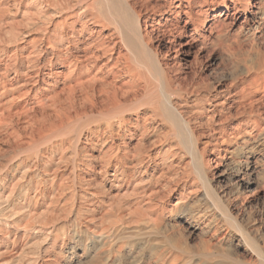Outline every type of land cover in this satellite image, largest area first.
I'll use <instances>...</instances> for the list:
<instances>
[{
  "label": "bare ground",
  "instance_id": "6f19581e",
  "mask_svg": "<svg viewBox=\"0 0 264 264\" xmlns=\"http://www.w3.org/2000/svg\"><path fill=\"white\" fill-rule=\"evenodd\" d=\"M263 153L264 0H0V264H264Z\"/></svg>",
  "mask_w": 264,
  "mask_h": 264
},
{
  "label": "rangeland",
  "instance_id": "374dc122",
  "mask_svg": "<svg viewBox=\"0 0 264 264\" xmlns=\"http://www.w3.org/2000/svg\"><path fill=\"white\" fill-rule=\"evenodd\" d=\"M243 17H244V15L240 19L241 20V21H239L240 23L238 22V26H240V24L243 23ZM243 30H245V29H243ZM244 36H245V33L243 34V39H245ZM261 40L263 41V39H261ZM249 41H250L249 39L243 40L244 45H249ZM256 159L255 158L252 159V164L254 166L256 165L255 168L258 171V173L261 174V172H262V174H263L264 173V171H263L264 168H262L263 167L262 166V163L264 162V153L262 155H259L258 157H256ZM255 160L257 162H255ZM262 174H261L262 178L260 177V179H259V176L257 174V177H258L259 182L261 180V185H263L262 184L263 183L262 181H264V177H263L264 175H262ZM165 190H163V193L166 192ZM262 190L259 193H256L253 196L249 195L246 198L245 203H246L247 210H252L254 216H256L258 218L261 217V218L264 219V189H262ZM167 200L168 199H166L165 203L168 204V201ZM15 201H17L16 203L19 204L20 201L21 202L23 201V197L21 196L19 198H16ZM168 215H170V214H168ZM166 219H167V222H166V225L164 226V230L167 233L169 232V234H172V235H174V234L176 235L177 234L176 237L179 236V235L181 236V234H183V236L185 235V237L189 236L191 238L190 241H191V243L193 245H198L201 242L202 238L205 237V232L206 231L204 232V229L207 230L206 229L207 227H206L205 223L203 222V219H195L191 215H188V214L184 215L182 218H179V216L177 215V213L175 211L168 218H166ZM196 220H198V222ZM176 223H177L178 226H176ZM177 227H179L180 229L183 228L181 230L182 231L184 230V231L182 232ZM179 231L182 232V233H179ZM12 239H13V237L12 238H6V237L2 236V234L0 233V249L1 250H5V248L6 247H9L10 245H11L10 246V249H11L12 246L14 245V243L12 242ZM159 240H160V238L158 237L157 242H159ZM169 249H171V248H169V245H167L165 243H160L159 242L157 244V246H156V249L150 250V251H144V253L142 255V261H140L139 263L140 264H157V261H156L157 252H160V251H164L165 252V251H168ZM29 251H30V248L27 249V252H29ZM81 252L82 251L79 249L78 250V253L81 254ZM84 258L85 257L82 258L83 260H81V262H82L81 264H91L93 262L92 259H94V258L90 259L89 257H86L85 259ZM94 261H95L94 264H96L98 260L96 261L94 259Z\"/></svg>",
  "mask_w": 264,
  "mask_h": 264
}]
</instances>
